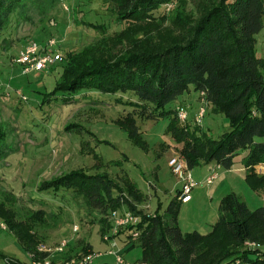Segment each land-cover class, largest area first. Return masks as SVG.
Here are the masks:
<instances>
[{"label":"trees","instance_id":"obj_1","mask_svg":"<svg viewBox=\"0 0 264 264\" xmlns=\"http://www.w3.org/2000/svg\"><path fill=\"white\" fill-rule=\"evenodd\" d=\"M61 1L0 0V45L10 40L8 29L14 24L13 19L26 17L27 2L48 13ZM109 1H117L118 10L127 13L124 19H158L164 5L175 3L170 13H174L183 31L167 45L152 34L135 41L132 33L122 29L113 38L121 41L124 35L130 36L132 43L117 52L105 46L67 52L52 96L61 93L63 103H71L82 91L132 92L136 96L130 102L133 110L120 123L135 143L146 147L138 120L169 117V131L183 145L180 152L190 170L213 162L231 170L236 158L244 154L247 182L254 189L264 187V175L255 170L264 164V58L256 52V36L264 26V0H195L196 10L190 14L187 0ZM78 19L80 24L104 28L103 24ZM191 89L199 93L200 102L205 93L211 111L229 119L230 129L220 137H212L194 124L191 116L187 123L180 124L176 108H168ZM192 107L188 108L193 111ZM7 147L6 133L0 125V162L8 155ZM96 166L94 173L78 169L46 180L38 189L62 195L71 191L88 210L101 215L102 232L113 211L127 208L139 216L137 225L123 228L118 236L129 244L128 249H142L143 258L131 264H264V252L260 250L258 255L245 245L260 241L264 246V206L252 210L245 200L230 193L222 199L218 221L208 234H184L178 223L180 190L165 214L151 215L141 208L149 194L128 175L118 181L102 171L101 165ZM9 200V196L0 200V218L27 253L35 251L40 243L46 244L38 230L47 221V212L33 210L19 216ZM134 233L138 236L134 237ZM89 250L94 253L91 244L75 256L87 255ZM67 252L60 255L68 261L73 255ZM1 257L6 259L3 254ZM11 260L13 264H23Z\"/></svg>","mask_w":264,"mask_h":264},{"label":"rangeland","instance_id":"obj_2","mask_svg":"<svg viewBox=\"0 0 264 264\" xmlns=\"http://www.w3.org/2000/svg\"><path fill=\"white\" fill-rule=\"evenodd\" d=\"M27 3L26 17L13 19L14 24L8 29L10 40L0 45V125L6 133L8 145V155L0 162V200L9 196V204L19 216L33 210H45L47 221L39 226L38 231L49 247L55 248L63 240H69L67 253L75 256L90 243L94 253L100 255L94 264H117L115 256L108 254L112 247L105 239L106 235L112 234V220L108 219L102 232L101 215L88 210L84 201L75 198L71 191H64L65 195H62L53 191L40 192L38 188L46 180L78 169L94 173L96 165H101L102 171H107L118 181L128 175L149 194V200L141 205L146 212L165 214L182 188L172 172L170 161L178 155L185 160L169 131L171 119L138 120L146 144L143 147L130 138L120 123L133 110L130 102L135 101L134 93L82 91L71 103H63L62 94L53 97L52 92L61 78L67 52H78L91 46H105L117 52L121 47H128L132 39L144 40L149 34L169 45L180 30L183 31L174 13H170L176 5L172 2L164 5L158 19L141 16L124 19L127 13L118 10L117 1L62 0L48 13L37 10L31 2ZM195 4V0H187L189 14L196 10ZM169 6L172 8L168 9ZM78 18L103 24L104 28L80 24ZM122 29L135 37L131 39L124 35L121 41H117L113 37ZM256 38L257 55L264 58V26ZM33 39L42 45L56 40V50L64 61L40 74L23 76L15 59ZM199 96L191 89L168 108L175 109L181 103L188 107L192 105L195 110L189 108V118L195 120L202 106ZM206 110L203 122L198 126L208 134L217 138L230 129L226 115L213 113L210 106ZM243 159L244 154L239 155L231 171L218 168L214 184L205 186L199 183L191 193V200L181 203L178 223L184 234L195 231L208 234L218 221L221 199L230 193L245 200L252 210L264 206V187L254 189L247 182L246 173L241 169ZM212 165L202 164L189 171L200 182L199 178L210 174ZM0 221L4 220L0 218ZM75 226L78 227L76 232ZM116 241L114 251L126 261L133 263L143 258L140 247L128 249L129 244L121 238ZM251 243V250L258 255L260 250L264 252L262 242ZM1 254L23 264H32L15 235L0 229V263L3 261ZM52 257L54 260L56 255ZM56 262L65 264L67 259L62 257Z\"/></svg>","mask_w":264,"mask_h":264},{"label":"built area","instance_id":"obj_3","mask_svg":"<svg viewBox=\"0 0 264 264\" xmlns=\"http://www.w3.org/2000/svg\"><path fill=\"white\" fill-rule=\"evenodd\" d=\"M170 5V4H168ZM172 6H169L168 9H171ZM57 43L56 40H50L47 44L42 45L38 43L36 40H31L27 43V45L23 48V50L19 53L17 58L15 59V63L20 65L22 69V74L28 75L29 73H42L43 71L52 68L64 61V57L57 52L56 50ZM21 96L22 93L18 92ZM202 106L201 109L196 116L194 122L197 125H201L203 122V118L206 115L207 102L205 99V93H202ZM176 114L179 122L182 124L187 123L189 119V108L184 104H180L176 107ZM170 167L172 172L178 177L180 183L182 184V188L180 190L178 199L182 203H187L191 200V193L193 189L199 185L188 168L186 161L178 155L177 157L172 158L170 161ZM218 168H221L220 165L216 163V165H212L210 167V174L206 179V184L211 185L216 179L215 172ZM256 173L259 175L264 174V164H260L255 167ZM110 220L113 221V229L112 234L110 236H105L106 241L111 244L112 250L108 252L110 255H114L116 258L117 264H131L127 262L123 257L119 256L118 252L114 251L117 247V241L119 234H121V230L130 225H137L141 218L139 216L134 215L130 210L123 211H113L109 217ZM0 229L1 230H9L8 225L4 221H0ZM78 227H74V231L76 232ZM138 234L134 233V237H137ZM70 242L69 240H63L58 246L55 248L49 247L47 244L40 243L37 245L35 251L28 252L33 264H60L53 260L54 255L62 254L68 248ZM249 248L251 247V242H246L245 244ZM100 255L91 253L84 256H73L71 257L65 264H94L95 259ZM0 264H13V261L9 258L4 259Z\"/></svg>","mask_w":264,"mask_h":264},{"label":"crops","instance_id":"obj_4","mask_svg":"<svg viewBox=\"0 0 264 264\" xmlns=\"http://www.w3.org/2000/svg\"><path fill=\"white\" fill-rule=\"evenodd\" d=\"M21 75L26 76V75H24V74H22V73H21ZM197 108H198V107H197ZM197 108H196V110H197ZM194 110H195V108H194ZM182 146H183L182 144H179V143L177 144V147H178L179 150H181ZM179 152H180V151H179ZM179 152L176 151L177 154H179ZM213 163H215V162H213ZM215 164H216V163H215ZM210 165H212V163H211ZM221 169H223V168L221 167ZM241 169L246 173V171H247L246 168L243 167V168H241ZM231 170H232V169H231ZM231 170H229V171H231ZM208 176H209V173L207 174L206 177H203V176H202L201 179L199 178V179H198V180H200L199 183H200V184H203V185H205V186H210V185L206 184V179H207ZM216 180H217V176H216V179L214 180V182H215ZM214 182H213L212 184H214ZM212 184H211V185H212ZM140 189H141V188H140ZM179 190H180V189H179ZM144 193H145V192H144ZM223 198H224V197H223ZM221 201H222V199H221ZM218 216H219V213H218ZM8 231H9V230H8ZM18 242H19V241H18ZM89 244H90V243H89ZM67 250H68V248L66 249V251H67ZM66 251H65V252H66ZM71 255H73V254H70V256H71ZM109 255H110V254H109ZM73 256H74V255H73ZM62 257H63L62 255L57 254L56 257L54 258V260H55V261H60V260H62ZM5 258L14 259V258H11V257H7L6 255H5ZM1 259H2V257H1ZM3 260H4V259H3ZM14 260H17V259H14ZM32 264H33V263H32Z\"/></svg>","mask_w":264,"mask_h":264}]
</instances>
